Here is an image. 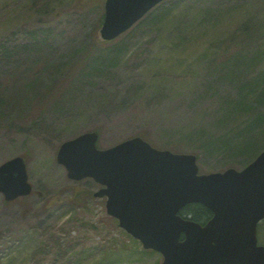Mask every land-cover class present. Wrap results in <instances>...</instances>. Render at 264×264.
Wrapping results in <instances>:
<instances>
[{
  "label": "rangeland",
  "instance_id": "rangeland-1",
  "mask_svg": "<svg viewBox=\"0 0 264 264\" xmlns=\"http://www.w3.org/2000/svg\"><path fill=\"white\" fill-rule=\"evenodd\" d=\"M103 6L0 0V163L25 155L33 185L14 204L0 196V264H161L107 214L92 179L56 163L79 133L96 130L100 148L141 135L194 153L200 172L251 158L219 140L251 134L264 113V0H164L110 43ZM252 134L262 145L264 130ZM257 237L264 245V220Z\"/></svg>",
  "mask_w": 264,
  "mask_h": 264
},
{
  "label": "water",
  "instance_id": "water-1",
  "mask_svg": "<svg viewBox=\"0 0 264 264\" xmlns=\"http://www.w3.org/2000/svg\"><path fill=\"white\" fill-rule=\"evenodd\" d=\"M160 0H106L100 29L109 40L129 28ZM87 131L64 141L57 161L73 179L105 185L107 212L144 248L162 254L161 264H264L257 223L264 218V150L244 168L198 173L196 156L152 147L140 136L106 149ZM6 200L30 193L22 156L0 165ZM212 212L203 225L179 214L189 203Z\"/></svg>",
  "mask_w": 264,
  "mask_h": 264
},
{
  "label": "trees",
  "instance_id": "trees-1",
  "mask_svg": "<svg viewBox=\"0 0 264 264\" xmlns=\"http://www.w3.org/2000/svg\"><path fill=\"white\" fill-rule=\"evenodd\" d=\"M160 9V11H163V8L162 7H156V9ZM152 12L149 14L151 15ZM148 15V16H149ZM142 22V21H141ZM141 22H139L138 24H140ZM103 51H105V53H112V51L110 50H106L103 48ZM244 55H241L239 52H236L235 54V57H236V60L239 61L241 60V58H243ZM35 80V78L33 79ZM37 81V80H35ZM29 85L31 86H27L28 88H32L34 89V86L31 84V82H29ZM243 87H249V85L247 84H244L242 85ZM32 95L35 97L36 94L35 92L32 93ZM243 98V97H242ZM237 103H241L239 100L237 101ZM239 108V107H237ZM250 123L251 124H248L245 126V129L247 130H254V129H263L264 130V113H259L257 114L256 116H254L253 118H251L250 120ZM254 127V128H253ZM257 127V128H255ZM252 131H251V134H247V136H238V135H235L234 138H227V139H220V147L221 149H223V147H225V149L228 151V152H237V153H242L244 154L246 157L247 155L251 156L250 159H247L245 161L244 164L248 163L252 158L253 156L257 153L258 150H260L264 144L261 145L258 143V141L254 138V136H256L255 134H252ZM214 142L210 143L209 145H213ZM183 212L185 214H189L194 220H197V221H204L205 218L209 215V212L208 210L200 205V204H197V203H192V204H189L187 205L184 209H183Z\"/></svg>",
  "mask_w": 264,
  "mask_h": 264
},
{
  "label": "flooded vegetation",
  "instance_id": "flooded-vegetation-1",
  "mask_svg": "<svg viewBox=\"0 0 264 264\" xmlns=\"http://www.w3.org/2000/svg\"><path fill=\"white\" fill-rule=\"evenodd\" d=\"M25 160H26V166H27V169H28V171H29V164H27V157L25 156ZM30 196V195H29ZM24 198H26V197H19V198H17V199H15L13 202H10V203H5V204H12V203H15V202H17V200H21V199H24Z\"/></svg>",
  "mask_w": 264,
  "mask_h": 264
}]
</instances>
